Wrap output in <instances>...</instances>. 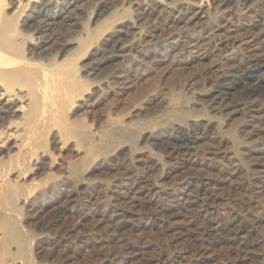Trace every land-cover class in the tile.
Segmentation results:
<instances>
[{
	"label": "bare ground",
	"instance_id": "1",
	"mask_svg": "<svg viewBox=\"0 0 264 264\" xmlns=\"http://www.w3.org/2000/svg\"><path fill=\"white\" fill-rule=\"evenodd\" d=\"M149 66L160 71L161 80L176 71L182 78L166 95L164 104L185 118L162 121L154 128L143 127L140 141L149 144L137 148L141 153L152 152L150 162H157L156 155H163L177 164L172 182L161 188L163 193L176 194L163 206L166 219L170 220L178 216L180 201L187 204L191 199L186 191L176 189L190 179H205L203 175L187 173L186 163L214 153L212 139H222L220 133L229 131L250 154L263 149L255 148V135L264 124V0H0V264H29L32 257L23 256L18 239V231L27 221L21 220L19 224L17 217L19 225L13 227L12 210L14 206L32 208L37 195L20 196L22 193L13 192L9 197L8 187L20 186L62 164L61 156L38 143L53 110L46 95L54 92L70 104L65 119L77 118L89 112L96 92L134 86L146 75ZM78 79L82 80L81 85ZM153 98L150 92L145 100ZM142 103L143 100L139 105ZM130 121L128 118L124 122ZM51 135L50 140L60 144L62 151L74 146L78 154L85 152L72 138L62 139L58 130ZM125 147V143L117 142L105 155H97L76 185L70 183L71 170L53 177L54 185L67 191L69 204L84 201L94 185L89 176L101 172L104 164L117 163ZM21 155L28 162L25 172L11 162ZM114 173L109 177L106 201L117 206L119 212L112 215L108 224L111 234L122 237L129 223L138 221L129 205L143 175ZM198 190V195L191 199L192 205L200 209L198 218L205 235L217 242L222 235L213 230L214 221L207 216L215 207L205 192ZM67 204L53 201L51 218L59 219ZM81 211L79 218L85 216V211ZM243 230L237 222L221 230L226 240L237 247L228 263L264 264L251 255L247 241L240 235ZM50 240L41 237L40 248L51 244ZM53 243L60 248L58 241ZM198 247L188 254V251L175 254L174 250L173 254L162 252L159 257L154 252L153 257L163 264H178L177 258L202 264L210 259L212 249L210 244ZM143 258L120 257L117 264L147 263ZM68 262L65 257L60 264Z\"/></svg>",
	"mask_w": 264,
	"mask_h": 264
},
{
	"label": "rangeland",
	"instance_id": "2",
	"mask_svg": "<svg viewBox=\"0 0 264 264\" xmlns=\"http://www.w3.org/2000/svg\"><path fill=\"white\" fill-rule=\"evenodd\" d=\"M75 67L77 66L74 64L73 69L76 71ZM181 79L179 73L176 71L161 80L160 71L149 66L146 75L134 86L122 90L107 89L99 91L100 93L96 92L89 112L81 113L83 114L80 115L81 117L71 119H65L64 113L70 108V104L66 100H60L54 92L53 94H49V92L46 95V100L50 103V107L53 110L50 112L48 121L46 120L43 126V133L41 132L44 139L40 138V135L38 143L40 142L41 147H48L54 154L61 156L62 164L49 171V173L46 172L43 175L37 174L39 176H34V179H30L26 183L23 182L20 186H9L6 191V195L9 197L13 192L22 193L20 196L27 193H30V195L36 193L37 195L32 208L27 209L14 206V211L12 210L14 216L12 220L13 227L16 226L15 228H17L21 220L27 221L24 227L20 228L18 226V229H21L18 231V239L23 256L27 254L32 256L30 257L29 264H60L65 257L70 261L68 264H114L115 262L117 264V260L120 257L130 255L140 258L144 257V260L147 259L148 262L143 264H163L162 261H157L162 252L167 251V253L173 254L175 250V254L181 252L185 254L186 251H188V254L189 252L191 253V250L195 251L199 248L198 246H202L203 244H210L212 255L210 259L204 260L205 262L202 261V264H229L234 256L232 252L236 251L237 247L226 240L223 234H221V230L227 229L232 224H236V222L240 228L244 229V233L242 232L240 235L247 241L251 255L253 254L258 262L264 263V124L259 128V133L257 132V135H255V139H257L256 143L258 144L255 143V148L260 147L263 148L262 150L257 149L255 154H250L246 146L239 144L238 137H235L229 131H225V133L223 131L219 135H222V139L215 138L211 141L215 154L212 153L208 157L199 160L191 159V161L188 160L186 163L185 170L187 173L189 172L191 175H203L205 179L202 181L190 179L187 183L182 184L179 189H176L178 192L186 191L191 199L198 195L199 188L205 192L209 200L211 199L210 203L215 207L214 210H210L207 213V216L214 221L215 227L213 226V230L223 237L221 236L217 242L212 241L213 239H208L202 230L198 218L200 209L198 206L192 205L191 199H189L187 204L180 201L177 206L178 216L176 215L175 218L170 220L166 219L167 211H163V206L170 199H174L173 197L176 194H173L175 192L172 191L171 193H163L161 192V188L166 187L165 185H170L173 180L172 175L177 171V164H174L173 161H170L163 155H156L160 164H157L158 161L150 162L149 160L153 156L152 152L141 153L137 148L148 146L149 144L141 143L142 141H140V130L143 127L154 128L162 121L185 118V115L167 109V106L165 107L166 104H164L171 89ZM80 80H77L79 85L82 82ZM78 84L75 85L79 86ZM150 92H153L154 98L153 100L147 99V101L145 99ZM142 100L143 105L140 104L142 107H138ZM135 105L136 107H134ZM92 115L93 117H91ZM174 115L177 116L174 117ZM128 118L131 121L128 123L124 122ZM55 130L60 132L59 136L62 139L72 138L71 140L77 143V147L81 146L85 152L78 154L75 152L74 146H71V149H65L68 153L65 150L62 151L60 144L58 145V143L56 144V142L54 143V141L50 140L51 134ZM117 142L125 143L124 155L117 163L108 161L109 163L104 164L101 172L89 176L94 181L93 187L87 191V199L89 201L85 199L84 201L79 200L78 202L75 201L69 204L67 191L54 185L55 178L62 175L63 172L71 170L72 180L70 183L72 186L76 185L77 181L84 177V170L90 166L95 157L97 155H105L109 148ZM243 147H246V149ZM32 152L34 153L35 151ZM65 153L67 155H64ZM22 156L17 157L18 159L16 157L12 158L11 162L13 166L16 165V167H20V170L25 172L28 162ZM22 165L24 166L23 168ZM136 172H141L143 177H140L139 187H136L129 208L139 218L138 221L132 220L133 222L129 223L131 226L128 225L125 228L127 231L122 234V237H117L116 234H111L108 224L112 215L119 212L117 211V206L110 205L106 201V194L109 193L107 188L108 181L110 180L109 177L113 173L132 174ZM39 185H43L44 188L39 187ZM50 199L52 202L62 200L65 204H69H67V209L63 211L59 219L51 218L54 209ZM80 209L85 211L83 218H79L78 213L82 212ZM17 217L19 224H17ZM198 225L199 227H197ZM138 226H142V229ZM198 230H202V232ZM44 236L51 239V244H47L44 246L45 248H40L39 241ZM118 239L121 240V245L120 243L116 244L115 241ZM57 241L60 243L59 249L53 246V242L57 243ZM212 242L215 244H212ZM53 248L54 250L56 249L55 252L52 250ZM38 249H41V251ZM122 250L124 254L121 253ZM107 252L110 253L108 254ZM154 252L157 253L158 257H153ZM177 259L179 260L178 264H180V261H183V264H192L185 261V259Z\"/></svg>",
	"mask_w": 264,
	"mask_h": 264
}]
</instances>
